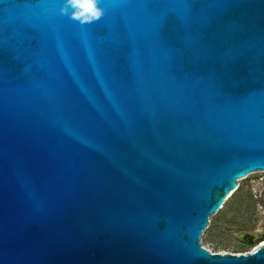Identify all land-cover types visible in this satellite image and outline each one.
<instances>
[{"label": "water", "instance_id": "1", "mask_svg": "<svg viewBox=\"0 0 264 264\" xmlns=\"http://www.w3.org/2000/svg\"><path fill=\"white\" fill-rule=\"evenodd\" d=\"M0 0V264H264L201 246L264 172V0Z\"/></svg>", "mask_w": 264, "mask_h": 264}, {"label": "rangeland", "instance_id": "2", "mask_svg": "<svg viewBox=\"0 0 264 264\" xmlns=\"http://www.w3.org/2000/svg\"><path fill=\"white\" fill-rule=\"evenodd\" d=\"M238 185L201 235V246L211 253L245 254L264 243V172L250 173Z\"/></svg>", "mask_w": 264, "mask_h": 264}, {"label": "clouds", "instance_id": "3", "mask_svg": "<svg viewBox=\"0 0 264 264\" xmlns=\"http://www.w3.org/2000/svg\"><path fill=\"white\" fill-rule=\"evenodd\" d=\"M60 14L78 22L80 25L91 24L102 18L104 11L98 6V0H64ZM260 209V206H257Z\"/></svg>", "mask_w": 264, "mask_h": 264}, {"label": "bare ground", "instance_id": "4", "mask_svg": "<svg viewBox=\"0 0 264 264\" xmlns=\"http://www.w3.org/2000/svg\"><path fill=\"white\" fill-rule=\"evenodd\" d=\"M241 180H242V178H241ZM238 187H239V185H238ZM233 194H234V193H233ZM233 194H232V195H233ZM232 195H231V196H232ZM231 196H230V197H231ZM230 197H228V199H229ZM228 199H227V200H228ZM245 239L248 240V241H251V240H252V237H246ZM262 245H263V244H262ZM262 245H261V246H262Z\"/></svg>", "mask_w": 264, "mask_h": 264}, {"label": "flooded vegetation", "instance_id": "5", "mask_svg": "<svg viewBox=\"0 0 264 264\" xmlns=\"http://www.w3.org/2000/svg\"><path fill=\"white\" fill-rule=\"evenodd\" d=\"M261 244H263V243H261ZM261 246V245H260Z\"/></svg>", "mask_w": 264, "mask_h": 264}]
</instances>
